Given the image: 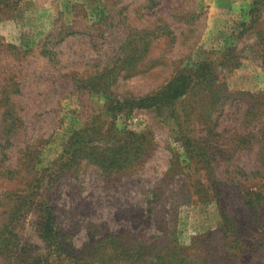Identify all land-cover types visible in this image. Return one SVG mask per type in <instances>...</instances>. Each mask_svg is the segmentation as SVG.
I'll list each match as a JSON object with an SVG mask.
<instances>
[{"label": "rangeland", "instance_id": "obj_1", "mask_svg": "<svg viewBox=\"0 0 264 264\" xmlns=\"http://www.w3.org/2000/svg\"><path fill=\"white\" fill-rule=\"evenodd\" d=\"M9 3L0 5V264H213L242 248L262 261L264 0ZM200 60L211 79L167 113L108 110ZM94 120L117 139L141 134L140 157L117 168L82 155L59 168L73 131ZM111 146L108 136L96 150ZM249 187L263 196L259 217ZM47 205L55 243L40 235Z\"/></svg>", "mask_w": 264, "mask_h": 264}, {"label": "trees", "instance_id": "obj_2", "mask_svg": "<svg viewBox=\"0 0 264 264\" xmlns=\"http://www.w3.org/2000/svg\"><path fill=\"white\" fill-rule=\"evenodd\" d=\"M0 5L9 7V0H0ZM10 6L11 7L9 8H12V5ZM0 13H2L1 8ZM212 75L213 70L210 62L206 60L195 61L193 64L185 66L183 69L179 70L160 90L155 93L129 99L111 100L108 105V110L112 113H118L129 112L135 108H156L159 113H167L168 109L171 108L174 103L195 84L206 83L211 79ZM111 128L112 125H110V122H99L94 120L88 123L85 127L74 130L60 160L58 161L59 168L71 166L79 157H82V155H88L90 158H94L102 164L104 163L108 166L117 168L129 166L132 161L137 160L141 153V134L134 130H127L123 138L117 139L116 136L110 134L112 130ZM108 136L111 137L114 146H111L109 150L106 149L102 152L97 151L98 144L107 141ZM247 190H249L248 194H250L249 209L255 217H259L260 211L256 212V210L259 204V199L263 196L259 191L251 190V187L247 188ZM224 219L227 221L225 215ZM39 223L41 237L45 241L55 243L54 218L52 210L48 205L46 208L42 209ZM6 226L8 227V225ZM262 241L263 242L258 243V246L264 244V240ZM240 242L243 245V242ZM247 257H249L248 260L250 263L254 261V264H264L263 257V260L261 261V257L256 254V252L247 253L243 248L239 252L231 251L225 253V258H223V260L214 256L213 264H231L232 262L240 264L247 259ZM155 260L157 261L154 262V264H173L169 258L164 259L159 256L158 258H155Z\"/></svg>", "mask_w": 264, "mask_h": 264}]
</instances>
